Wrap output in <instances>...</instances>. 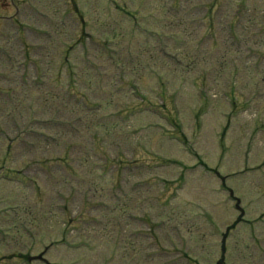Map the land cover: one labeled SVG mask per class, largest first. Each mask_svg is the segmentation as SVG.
Masks as SVG:
<instances>
[{
	"label": "rangeland",
	"instance_id": "rangeland-1",
	"mask_svg": "<svg viewBox=\"0 0 264 264\" xmlns=\"http://www.w3.org/2000/svg\"><path fill=\"white\" fill-rule=\"evenodd\" d=\"M58 1L36 0L42 6L49 5L46 9L49 14L52 13L50 7L61 8L49 19L38 18L26 3L24 7L19 4L22 11L16 9V14L12 8L6 9L10 19H4L5 11L0 14V109L3 107L0 121L3 133L0 139V263L8 264L3 258L21 254L30 261L24 262L18 257L15 258L17 263L11 264H47L39 260L40 252L45 250L44 258L51 264H264V168L258 171L255 166L256 162H264V86L256 85L255 80L258 76L264 83V79L258 73L249 77L242 71L236 86L231 82L224 87L231 76L223 73L231 71L229 68L235 63L245 69L255 62L253 58L243 63L228 59L231 53L239 56L227 43L231 40V21L240 24L248 44L253 46L248 49L242 46V54L244 51L253 57L254 52L264 53V42H261L264 39V0H116L114 5L110 0H83L85 33L92 36L89 38L82 35L76 13L69 14L61 23L60 13L66 4L63 0L58 4ZM7 2L9 0H0V11L7 7ZM106 4L111 11L110 7L106 10ZM100 5L104 17L99 12ZM156 36H162L167 46L159 45ZM163 47L171 53L177 52L178 57L194 50L200 54L201 63L197 65L190 57L181 58L179 65L167 61L164 67L170 72L169 77L160 80L169 89L168 99L176 97L178 121L188 135L186 139H190L188 145L185 143L181 148L153 129L130 136V132L138 131V126L145 127L154 121L151 115H139L129 122L117 117L122 105L129 100L125 91L130 88L120 80L119 67L135 60L130 63L136 72L134 83L142 93L159 91L157 80L150 74L155 66L139 64L142 58L138 55L142 53V57H147V50L160 53ZM107 52L117 57V64ZM46 53L49 55L45 56ZM38 61L43 63L40 65L41 81L39 74L34 76L37 74L34 62ZM217 68L222 72H216ZM205 70L209 82L203 92L208 98L209 109L201 117L202 122L199 121L196 138L194 115L203 109L198 94L204 88L205 78L201 73ZM70 74L77 80L78 90L99 99L101 109L99 106L87 109L82 92L77 94V90H69ZM207 90H212L210 95ZM229 92H233L232 95ZM149 97L161 103L158 94ZM30 101H34L36 107L35 120H41V116L51 119L55 114L58 121L62 119L68 124H81L82 121V133L58 138L46 149L40 132L44 130L55 135L60 128L46 120L45 123L37 120L40 129L34 132L40 137L20 131L34 125L30 115V121L24 117ZM18 111L19 116L24 112L25 115L19 117ZM227 114L230 127L223 138L227 142L223 172L237 177L226 184L235 190L234 195L246 207L252 228L239 225L227 232V227L237 219L233 208L236 201L229 190L218 187L214 174L188 171L184 186L177 190L176 185L164 183L177 182L176 170L157 161L152 173L143 165V154L131 150L125 152V159L136 161L137 166L130 171V184L126 185V178L122 184L126 187L121 188L113 185L110 178L100 180L98 175L92 178L86 173L90 166L81 165V152L87 145L92 149L90 134L97 126L102 127L99 130L103 134H115L111 147L122 137L126 138L127 147L130 140L132 145L137 139H144L149 142V148L169 158H175L174 155L188 162L193 159L189 151L194 147L213 160L218 158L220 148L211 142L212 134L219 137ZM12 115L17 117L14 119ZM157 118L159 123L170 125ZM158 130L160 132L162 127ZM249 141H255L252 159L244 155ZM7 148L9 155H5ZM48 151L52 159L56 155L74 158L69 171L75 173L67 168L55 169L51 177L43 178L46 183L40 182L45 189L40 193L34 191L35 185L25 187V165L27 162H34L35 167L37 163L44 164ZM110 153L109 157L116 158L114 147ZM90 154L95 160L101 159L94 151ZM11 166L14 171L6 168ZM8 170L22 171L24 176L13 182L5 181L3 176ZM37 172L41 175L35 168L32 175ZM99 182L98 191L96 183ZM89 184L95 187L92 197L83 200V195L77 193L69 205L68 216L72 215L75 221L78 219V224L67 228L69 233L64 237L66 222L63 218L67 215L58 207L64 201L56 196V190L59 188L66 197L68 185L88 189ZM125 200L138 218L131 216L128 221L123 215L119 216ZM21 223L24 227L19 229ZM216 225L219 227L215 228ZM61 239L64 241L59 245L54 244Z\"/></svg>",
	"mask_w": 264,
	"mask_h": 264
}]
</instances>
